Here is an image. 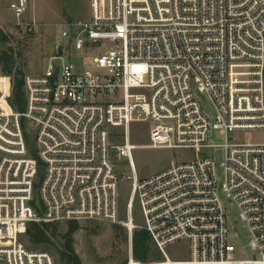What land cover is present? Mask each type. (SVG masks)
Masks as SVG:
<instances>
[{
	"label": "built area",
	"instance_id": "obj_1",
	"mask_svg": "<svg viewBox=\"0 0 264 264\" xmlns=\"http://www.w3.org/2000/svg\"><path fill=\"white\" fill-rule=\"evenodd\" d=\"M91 4L90 20L59 23L46 70L25 75L24 110L0 76V264H58L23 241L33 221H119V158L132 170L131 241L138 200L163 254L138 259L131 243L128 264H264V142L240 139L264 129V0ZM29 5L11 3L17 17ZM92 49L100 52L84 54ZM134 122L149 123L146 146L194 155L140 177ZM228 200L248 229L243 246L230 240ZM183 240L188 256L171 257L169 245Z\"/></svg>",
	"mask_w": 264,
	"mask_h": 264
},
{
	"label": "rangeland",
	"instance_id": "obj_2",
	"mask_svg": "<svg viewBox=\"0 0 264 264\" xmlns=\"http://www.w3.org/2000/svg\"><path fill=\"white\" fill-rule=\"evenodd\" d=\"M13 1L0 0V26L10 35V44L14 47L17 57L16 67L23 70L24 77L27 74L42 73L46 70L50 56L55 53V39L59 32V23L92 18V0H30L27 12L21 17L16 16L11 6ZM33 19L38 21V25L35 30L30 31L26 29V25ZM99 52L98 49H92L85 51L84 54L92 56ZM81 58L85 60L84 57ZM0 76H8L3 73L1 64ZM9 76L13 86V78ZM0 81L4 88L8 89L6 79L0 77ZM205 102L212 109L208 97H205ZM149 128L148 122H134L131 127L132 140L138 144L134 150V159L140 177L160 172L173 161H180L194 155L193 151L185 148L146 146L145 144L149 142ZM240 139L246 142H264V129L246 131ZM118 170L125 175L120 182L121 214L119 221L115 223L94 219L78 221L80 227L75 233V247L84 264H128L131 243L132 245L134 243L133 239L131 241L130 231L126 225L127 206L132 188V179L127 177V175H132V170L126 158L118 159ZM227 216L230 240L236 246L247 244V226L240 220L237 205L230 200L227 201ZM134 222L139 225L134 229V233L136 230L144 229L142 227L144 225L143 212L138 200L135 201L134 206ZM56 225H58V235L55 238V244L35 247L27 233L23 236V241L32 249L49 251L55 255L56 259H59L61 264L59 249L65 240L64 234L69 228V223L62 221L57 222ZM188 245L186 240L171 244L168 252L174 258L186 257L189 254Z\"/></svg>",
	"mask_w": 264,
	"mask_h": 264
},
{
	"label": "trees",
	"instance_id": "obj_3",
	"mask_svg": "<svg viewBox=\"0 0 264 264\" xmlns=\"http://www.w3.org/2000/svg\"><path fill=\"white\" fill-rule=\"evenodd\" d=\"M10 35L0 26V64L5 74L13 78L12 94L10 103L15 109L24 110L26 107V95L24 90V72L16 67L17 57L14 47L10 44ZM29 147L33 154L38 158L39 175L43 176V162L39 158L38 152L34 147V139L28 136ZM39 186L36 183L35 189ZM33 203L38 205L37 200ZM77 219L69 220V228L64 234V242L60 247L61 264H84L82 258L75 247V233L80 227ZM27 235L33 244L38 247L42 245L55 244V238L58 235V225L54 222L33 221L28 227ZM133 250L136 258L141 260H160L161 252L154 245L151 234L147 229L136 230L133 237ZM58 259V258H57ZM59 263V259L57 260Z\"/></svg>",
	"mask_w": 264,
	"mask_h": 264
}]
</instances>
